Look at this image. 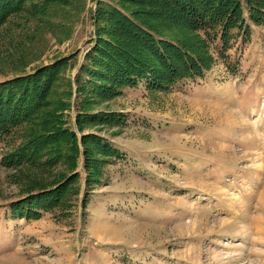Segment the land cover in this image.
Listing matches in <instances>:
<instances>
[{"label": "rangeland", "instance_id": "rangeland-1", "mask_svg": "<svg viewBox=\"0 0 264 264\" xmlns=\"http://www.w3.org/2000/svg\"><path fill=\"white\" fill-rule=\"evenodd\" d=\"M57 1L44 12L14 10L2 22L0 82L64 62L54 86L62 125L115 152L92 150L91 181L82 152L75 167L51 146L35 162L5 164L43 130L40 114L4 134L0 264H264V20L247 18L245 39L234 31L226 51L232 68L212 44L216 60L202 77L165 89L141 80L106 96L77 91L75 75L96 41L97 8L118 0ZM147 21L178 34L164 20ZM82 112L101 120L80 129ZM76 174L58 204L38 216L10 212L12 203Z\"/></svg>", "mask_w": 264, "mask_h": 264}, {"label": "trees", "instance_id": "trees-1", "mask_svg": "<svg viewBox=\"0 0 264 264\" xmlns=\"http://www.w3.org/2000/svg\"><path fill=\"white\" fill-rule=\"evenodd\" d=\"M55 3L58 1L0 0V25L14 10L34 6L38 7L36 11L44 12ZM118 4L100 5L94 14L96 41L75 75L76 88L80 93L107 96L117 93V86H134L141 80L153 88L165 89L186 79L202 77L216 60L212 44L214 52L227 61V68H232L226 55L230 41L237 34L243 39L248 37L247 18L254 23L264 20V0H118ZM44 5L45 10L39 8ZM147 18L168 22L170 26L167 29L173 30L175 26L178 34H167V30L158 29ZM183 32L187 35L182 36ZM61 62L0 82V138L13 126L23 121L28 123L29 117L38 114L42 116L39 126L43 129L13 149L3 160L7 165L29 159L35 162L38 158L35 154L43 151L45 146H51L56 153L53 156L64 155L75 167L82 152L87 178L92 181L97 173L95 159L90 157L94 153L92 150L106 154L115 151L96 135L82 134L78 138L76 133L62 125L63 108H58L59 101L54 100L57 74L65 64ZM61 104L64 103L61 101ZM50 106L54 107L47 109ZM98 116L79 113L76 117L78 128L81 129L86 121L101 120ZM111 116L102 119L113 120L115 114ZM77 176H72L70 182V178H66L46 194L40 190L41 195L32 197L30 194L16 204L12 203L10 212L13 216L17 214L25 218L38 216L40 208L58 204L61 194Z\"/></svg>", "mask_w": 264, "mask_h": 264}]
</instances>
